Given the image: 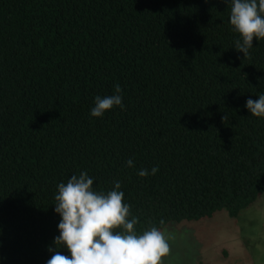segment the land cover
<instances>
[{"label": "trees", "instance_id": "trees-1", "mask_svg": "<svg viewBox=\"0 0 264 264\" xmlns=\"http://www.w3.org/2000/svg\"><path fill=\"white\" fill-rule=\"evenodd\" d=\"M229 16L224 0H0V264H46L57 185L84 171L121 183L138 234L264 193V118L245 107L264 40L243 58ZM116 84L124 108L91 117Z\"/></svg>", "mask_w": 264, "mask_h": 264}, {"label": "clouds", "instance_id": "clouds-1", "mask_svg": "<svg viewBox=\"0 0 264 264\" xmlns=\"http://www.w3.org/2000/svg\"><path fill=\"white\" fill-rule=\"evenodd\" d=\"M224 2L230 6L231 30L240 37L233 48L242 52L243 58L249 57L254 38L264 40V0ZM114 87L116 94L95 97L91 117H102L115 106L124 108L122 89L119 84ZM245 107L251 115L264 118V94L258 95L256 100L247 99ZM227 118L225 114L222 121ZM127 166H135L131 158ZM157 171L158 166H155L151 174ZM149 174L148 169L138 171L140 177ZM93 182L84 171L57 185L54 211L61 218L59 235L54 237V247L48 246L53 255L46 264H162V258L170 253L168 241L174 237L154 225L138 234L135 226L139 219L124 202V192L119 190L121 183L116 181L112 190L104 192L94 190ZM61 248H66L70 255L62 254Z\"/></svg>", "mask_w": 264, "mask_h": 264}, {"label": "rangeland", "instance_id": "rangeland-1", "mask_svg": "<svg viewBox=\"0 0 264 264\" xmlns=\"http://www.w3.org/2000/svg\"><path fill=\"white\" fill-rule=\"evenodd\" d=\"M162 231L174 237L162 264H264V193L237 217L221 211Z\"/></svg>", "mask_w": 264, "mask_h": 264}]
</instances>
